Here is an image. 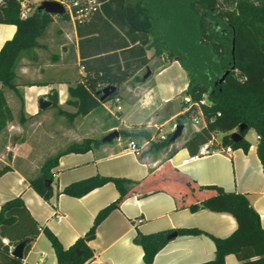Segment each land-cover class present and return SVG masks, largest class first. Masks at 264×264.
Returning a JSON list of instances; mask_svg holds the SVG:
<instances>
[{
	"label": "trees",
	"instance_id": "trees-1",
	"mask_svg": "<svg viewBox=\"0 0 264 264\" xmlns=\"http://www.w3.org/2000/svg\"><path fill=\"white\" fill-rule=\"evenodd\" d=\"M97 2L100 6L88 20L74 23L79 65L85 70V76L81 83L68 89V94L79 102L78 113L86 116L103 104L118 99L120 85L147 68V51L154 48L155 56L164 51L170 59L179 61L187 74L185 95L195 102L205 101L201 109L207 127L185 143L189 154L194 156L213 134L221 135L224 147L247 151L248 143L244 136L253 130L259 137L256 154L264 173V0H183L185 13L181 18L187 22L191 18L192 26L185 41L189 42L188 45L183 42L184 46L176 45V49L173 0H140L134 6L131 0ZM48 19V15L38 13L21 19L16 0H4L0 5V24L16 27L15 36L0 50V133L13 120L3 89L17 93L14 84L16 62L21 54L36 47ZM225 73L227 75L221 81ZM108 87H115L116 92L98 102L101 92ZM48 100L52 108L57 107L55 92ZM217 114L220 115L216 117ZM211 118H215L213 122H210ZM241 124L246 125L247 130L241 134L240 142L232 143L230 135L238 131ZM120 134L128 135L122 130ZM171 137L168 134L156 148L170 145ZM99 144L100 141L86 139L70 145L47 159L40 167L39 175L28 181V185L42 199L49 201L52 197L51 171L59 157L85 154ZM8 171L9 166L0 168V176ZM175 178L186 189V193L176 189L180 197L178 200L183 204L188 201L184 195L192 197L194 189L190 182L177 174ZM47 182H50L49 188ZM108 183L116 189L117 199L99 210L89 230L67 249L47 228L42 229L36 224L21 198L4 203L0 209V264H23V260L11 256L10 248L25 242L24 258L40 232L50 242L57 264L90 263L94 253L88 243L95 238L97 227L126 198L136 194L140 182L95 175L71 183L58 193L82 198ZM197 190L210 192L211 195L199 203H189L188 209L228 214L236 223L235 231L227 238L211 237L215 247L214 257L202 264H224L227 255H233L240 264H264V229L248 199L240 193L226 192L216 186H199ZM173 233L176 236L203 234L197 229L138 234L135 244L143 251L144 264L153 263L156 254L170 241L168 236ZM3 239L8 241V245L2 244Z\"/></svg>",
	"mask_w": 264,
	"mask_h": 264
},
{
	"label": "crops",
	"instance_id": "crops-1",
	"mask_svg": "<svg viewBox=\"0 0 264 264\" xmlns=\"http://www.w3.org/2000/svg\"><path fill=\"white\" fill-rule=\"evenodd\" d=\"M55 18L58 20H54L51 26H57L56 57L43 58L47 54L44 50L51 40L37 44L23 54L26 58L24 64L19 66L17 76L24 82L15 84L17 93L8 91L6 94L3 90L13 120L0 133V168L10 167V171L0 176V209L7 201L21 198L36 224L42 229L47 228L67 249L84 236L97 212L114 202L118 193L108 183L82 198H72L58 195L64 187L95 175L140 182L136 194L126 198L97 227L95 238L88 243L94 253L93 260L88 264H144L143 251L135 244L137 235L178 229H197L203 234L176 236L156 254L152 264H202L212 260L215 247L211 237L227 238L235 231L236 223L228 214L188 209L189 203H199L211 195L210 192H199V186H216L226 192L244 195L258 214L264 229V173L256 154L257 135L253 143L247 137L249 131L244 136L248 143L247 151L232 148L229 155L218 153L185 164L183 161L191 157L184 147L192 136L190 129L186 128V137L181 141L176 140L153 154H142L141 158L128 152L127 145L118 138L110 143H101L85 154L60 156L51 171L53 182L49 201L42 199L28 185V181L35 179L40 170L31 168V147L28 142H8L11 134L7 136L3 132L9 127L22 130L31 121L50 113L48 110L53 109L52 105L45 111H40L38 107L39 100L49 101L48 97L53 92L57 94L58 106L61 107L62 103L70 99L68 89L81 83L85 76V70L79 65L74 24L64 22L65 17ZM15 33L14 25L0 24V50ZM151 49L154 51V48ZM149 50L147 68L119 87V97L115 102L125 101L128 104L119 115L118 125L103 124L106 128L101 134H109L117 129L132 131L138 127L147 130L162 127L163 130L173 122L183 126L177 117L181 114L180 106L183 107L187 74L179 61L167 57L165 61L163 52L155 56L154 53L149 54ZM147 70L150 76L143 80L144 74L140 77V73ZM104 105L108 103L102 107ZM17 117L20 122L23 119L25 121L16 124ZM93 120L96 122L98 119ZM98 125L95 124L97 129ZM100 126L102 129V124ZM176 174L190 182L194 189L192 197L184 195L188 201L183 204L178 200L180 197L176 189L182 193H186V189L175 178ZM23 264H57L51 244L43 232H40L23 258ZM224 264L240 263L233 255H227Z\"/></svg>",
	"mask_w": 264,
	"mask_h": 264
},
{
	"label": "rangeland",
	"instance_id": "rangeland-1",
	"mask_svg": "<svg viewBox=\"0 0 264 264\" xmlns=\"http://www.w3.org/2000/svg\"><path fill=\"white\" fill-rule=\"evenodd\" d=\"M139 2L140 0H131V5H137ZM173 2V40L175 44L174 48L176 49V45L184 46L183 42H185L189 37L187 35V32L189 29H191L192 23L191 18L188 20V22L187 20L181 18V16L185 13V8L182 4L183 0H173ZM55 17L56 16H49L48 22H46L41 35L37 39V44L44 43L46 42L45 40H51V43H49V45H47V48H45L44 50L47 52L46 56L43 57L44 59H49L50 56L56 57V55L54 54L58 51L57 26H51L54 20H58ZM65 21L66 23L70 22L68 18H66L64 22ZM62 27L63 26L61 23V28ZM162 29L164 30L165 26L162 25ZM68 40L69 37L67 38V41ZM188 43L185 42V45H188ZM151 53H154L153 49L149 50V54ZM23 54H26V52H24ZM23 54H21L20 58L16 62L14 84L24 82V80H21V78L17 76V71L19 70L18 68L19 66L24 64V58H26V56H23ZM162 54L164 58H169L166 52L164 53L163 51ZM186 63L189 64L188 58H186ZM143 74L145 75L146 72L144 73L142 71V73H140V77ZM3 90L6 94H8V91H11L6 88H4ZM69 98L70 99L68 101L62 103L61 107L58 106L57 100L56 108L48 110L50 113H48L47 115L38 117L37 119L31 121L30 124L26 125V127H22V130L9 127L6 131L3 132V134L7 136L9 133L11 134V137L8 138V142L14 144H22L26 142L29 143L31 147V159L33 161V166L31 168L33 170L39 169L42 163L47 160V158L53 157L54 155H56L60 151L62 152L74 143H80L89 137L95 138L93 139L94 141H100L102 137L108 135V133L101 134V132H103L106 128L104 125H118L119 115L125 111L124 108H126V104H128H125V101L117 103L113 99L107 102L108 105H104V107H98L91 111L87 116H83L77 111L79 102L75 99H72L71 97ZM74 103L77 104V108L73 107ZM119 106L123 107V109H121L122 111H116V108ZM180 112L181 114L177 118H179L181 123L185 125V129L178 141H181L184 137H186V128L191 129L189 125V118L187 117V114H183L184 109L183 107L181 108V106L179 113ZM110 113L115 115L117 118H115ZM93 119L98 120L95 122ZM24 121L25 119L20 122V118L17 117L14 123L21 124ZM97 123H99L98 129L96 128L97 126H95V124L97 125ZM100 124H102V129H100ZM171 124L165 126L163 130L162 127L150 130L145 129L144 127H138L132 131H125L128 133V135L120 134V142L127 145L130 141H134L144 155H149L150 153L153 154L157 151L156 146L160 145L161 143L160 137L169 130ZM117 131H120V129H117ZM145 133L146 136H143ZM247 137L251 138L252 142L255 143V132L253 130H249Z\"/></svg>",
	"mask_w": 264,
	"mask_h": 264
},
{
	"label": "built area",
	"instance_id": "built-area-1",
	"mask_svg": "<svg viewBox=\"0 0 264 264\" xmlns=\"http://www.w3.org/2000/svg\"><path fill=\"white\" fill-rule=\"evenodd\" d=\"M4 0H0V5ZM20 6V17L25 19L30 15L35 14L36 8L42 3H54L59 5L64 11V17L68 18L73 24L75 22H81L88 20L94 12L99 8L100 4L97 0H16ZM205 103L204 100L200 102L193 101L189 96L185 95L182 98V105L184 112L189 118V125L191 127L192 135L200 133L202 130L206 129L207 121L202 113L201 105ZM117 111H120L121 108L117 107ZM220 114H217L218 117ZM215 118H211L210 122H213ZM185 128V125L182 126ZM179 128L178 123L171 124L169 130L160 137L161 140H164L168 134L173 135ZM259 137H257V140ZM127 151L132 153L135 157L141 158L142 151L137 146L134 141H130L127 144ZM224 154L229 155L232 153V147H224L221 143V138L218 134H213L211 139L201 145L196 154L191 156L183 161V164L195 160L197 158L206 157L214 154ZM2 244L8 245L6 239L2 240ZM14 250L13 247L10 248V252Z\"/></svg>",
	"mask_w": 264,
	"mask_h": 264
},
{
	"label": "water",
	"instance_id": "water-1",
	"mask_svg": "<svg viewBox=\"0 0 264 264\" xmlns=\"http://www.w3.org/2000/svg\"><path fill=\"white\" fill-rule=\"evenodd\" d=\"M35 13L38 14H47V15H54V16H61L64 17V11L63 9L54 3H42L40 4L36 10ZM228 73V72H227ZM227 73H225V75L223 76V78L221 79V81L225 78V76L227 75ZM150 76V71L147 70L146 74L143 76V80H146L148 77ZM116 92V88L115 87H108L106 89H104L101 92L100 98L98 102H103L104 100H106L107 98H109L112 94H114ZM52 105L51 102L47 101L46 99H40L39 100V110L40 111H45L48 108H50ZM74 108H77V104L74 103L73 105ZM183 127L179 126L178 130L172 135L171 139H170V143H174L176 140H178L181 136ZM247 130V126L244 124H241L238 128V131L233 132L230 135V141L232 143H238L241 141L242 136L241 134L243 132H245ZM119 138V133L118 131H112L111 133H109L108 135L104 136L101 140V143L105 144V143H110L113 140H116ZM47 188H49L50 186V182L46 183ZM176 237V233H173L171 235L168 236V239L171 240L173 238ZM24 246H25V242H22L21 244H19L18 246H16L14 248V250L11 252V256L18 259V260H23V250H24ZM79 253V252H78Z\"/></svg>",
	"mask_w": 264,
	"mask_h": 264
}]
</instances>
